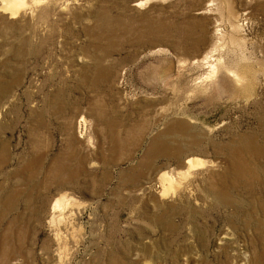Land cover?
Masks as SVG:
<instances>
[{
	"label": "rangeland",
	"instance_id": "1",
	"mask_svg": "<svg viewBox=\"0 0 264 264\" xmlns=\"http://www.w3.org/2000/svg\"><path fill=\"white\" fill-rule=\"evenodd\" d=\"M25 1L0 13V264H264V0Z\"/></svg>",
	"mask_w": 264,
	"mask_h": 264
},
{
	"label": "bare ground",
	"instance_id": "2",
	"mask_svg": "<svg viewBox=\"0 0 264 264\" xmlns=\"http://www.w3.org/2000/svg\"><path fill=\"white\" fill-rule=\"evenodd\" d=\"M45 1V0H44ZM44 1H41V0H36L34 2V6L32 9H35L36 7H39L40 4L42 5L41 2H44ZM150 1L152 0H142L140 1V3H137V5L139 6H144L147 2L149 3ZM28 6H32L31 4H27L25 0H0V13H2L3 15H7L8 18H13V17H16V16H20V13L22 11H26L29 7ZM31 8V7H30ZM30 13H35V12H30ZM218 62V61H217ZM222 63V62H221ZM216 66H218V64H213L212 66V69H213V72L216 73ZM218 71V70H217ZM231 71V70H230ZM229 71V72H230ZM233 73V72H232ZM234 74V73H233ZM241 75V74H240ZM234 78L240 82L241 79L243 77H239V75L237 74H234L233 75ZM179 126V124L177 125ZM84 135H86V129H85V132L82 131L80 133V136L81 137H84ZM4 146V145H3ZM4 150L2 149V152ZM6 152V151H4ZM0 153V164H4L5 163V159H6V156H5V153ZM7 153V152H6ZM8 154V153H7ZM240 156V155H239ZM237 157V156H236ZM240 158V157H238ZM201 160V159H200ZM199 159H190L188 161V169H193V168H204L205 166V163L203 161H200ZM234 160V159H233ZM236 161H238L236 159ZM243 161V160H242ZM235 161H233L234 163ZM236 163V162H235ZM52 166L50 167V170L49 172H51L52 174V180L58 184V185H62L63 183L65 184V182H71L72 179L71 178H68L65 176L63 178H61V176L57 175L58 174V168H59V165L56 163V162H52ZM207 165V164H206ZM64 168V167H63ZM232 169H235L236 171H243L245 170L243 168V165L242 163L241 164H233L232 166ZM234 170V171H235ZM61 171V170H60ZM62 171H64V169H62ZM61 171V172H62ZM240 171V172H241ZM65 173V171H64ZM73 173V172H72ZM170 173V172H169ZM168 172L164 171V172H161L158 177L155 179V181L157 180L158 182V186H159V189H160V196L161 198H166L170 189H173V186H175V181L177 180H174V178L169 174ZM243 173V172H241ZM188 175V176H187ZM215 175V174H214ZM213 175V176H214ZM238 175V174H237ZM54 176V177H53ZM71 176V175H70ZM184 176L186 177H189V171H185L184 173ZM184 176H182L184 178ZM215 177V176H214ZM213 177V179H214ZM66 178V179H64ZM58 179H64L63 180V183H59L61 182L60 180ZM187 179V178H186ZM185 179V180H186ZM216 180H217V177H216ZM215 180V181H216ZM59 181V182H58ZM154 181V182H155ZM213 182L211 185H210V188L217 192L216 195L222 193V190L223 188H220V186L218 187L216 185V182ZM218 182V181H217ZM177 183V182H176ZM223 183V182H222ZM218 184V183H217ZM152 185V184H151ZM264 186V185H263ZM220 189V190H219ZM263 189V187H262ZM173 190H172V193H173ZM175 191V190H174ZM171 193V191H170ZM247 193V192H246ZM248 194V193H247ZM167 195V196H166ZM215 195V196H216ZM222 197V195H220ZM264 196V195H263ZM14 197V196H13ZM17 197V196H16ZM18 198V197H17ZM13 200V199H12ZM16 200V199H15ZM8 201V200H7ZM14 203V201H13ZM10 204V202H9ZM12 207V206H11ZM82 207V204L81 202L79 203V201L72 195H69L67 194V192H64L62 194H60L56 200L54 201V204L52 206V211H53V216H52V219L50 221L51 223V226L56 228L57 231H58V234H57V237L59 239V242L62 240V234H63V230L66 231V232H69V230L71 229V233H72V237H74V234H75V231H76V223L78 222L77 221V211ZM65 246V245H64ZM65 249V248H64ZM63 249V250H64ZM62 252V250H61ZM66 252V251H65ZM62 255V254H61ZM65 255V254H63ZM67 255V254H66ZM62 258V257H61ZM63 259H64V256H63ZM61 260V259H60ZM62 262V260L60 261ZM63 263V262H62Z\"/></svg>",
	"mask_w": 264,
	"mask_h": 264
}]
</instances>
